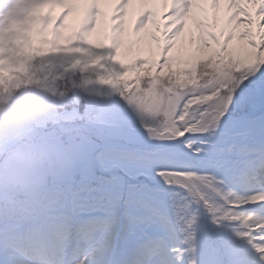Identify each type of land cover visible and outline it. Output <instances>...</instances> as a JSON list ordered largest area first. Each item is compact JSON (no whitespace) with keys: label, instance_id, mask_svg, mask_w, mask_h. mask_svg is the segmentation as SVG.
Here are the masks:
<instances>
[{"label":"snow or ice","instance_id":"obj_1","mask_svg":"<svg viewBox=\"0 0 264 264\" xmlns=\"http://www.w3.org/2000/svg\"><path fill=\"white\" fill-rule=\"evenodd\" d=\"M106 2L109 0H24L20 19L0 22V86L11 85L38 60L89 57L86 65L81 67L77 60L72 67L107 73L97 83L108 85L149 117L155 125L149 128L150 134L175 142L174 149L184 164L197 169L163 170L158 175L170 185L173 181L203 185L202 200L208 210L216 214L223 209L225 218L242 223L243 230L234 231L264 261V215L249 211L264 208V0H225L231 12L227 35L223 42L208 36L218 51L182 65L170 55L171 41L181 34L196 0H171L173 12L166 17L160 60L141 59L133 64L118 60L124 18L132 0H111L116 5L112 23L101 36L100 5ZM220 2L211 0L213 6ZM241 5L256 10L250 12ZM76 6H82L83 16L72 28L68 19ZM152 22L153 14L148 12L137 24V33ZM234 40L246 46L243 56L230 50ZM142 73L148 78L141 80ZM133 74L135 87L129 89L128 77ZM193 98L197 107L190 110Z\"/></svg>","mask_w":264,"mask_h":264},{"label":"clouds","instance_id":"obj_2","mask_svg":"<svg viewBox=\"0 0 264 264\" xmlns=\"http://www.w3.org/2000/svg\"><path fill=\"white\" fill-rule=\"evenodd\" d=\"M24 8V0H0V22L20 19ZM77 60L82 67L89 57L38 60L0 86V264H140L135 251L120 247L110 222L91 215L90 191L76 179L87 126L98 121L76 118L74 98H91L107 74L74 69ZM165 183L189 195L206 191ZM185 216L195 222L194 212Z\"/></svg>","mask_w":264,"mask_h":264},{"label":"rangeland","instance_id":"obj_3","mask_svg":"<svg viewBox=\"0 0 264 264\" xmlns=\"http://www.w3.org/2000/svg\"><path fill=\"white\" fill-rule=\"evenodd\" d=\"M202 1L205 9L202 10L198 0H196L181 34L171 41L170 55L174 61L179 62L181 65L183 62L192 61L213 51H218L217 46L208 39L209 34L217 36L222 42L224 36L227 35L228 19L231 15L229 4L225 0H221L219 4L213 6L211 0ZM115 7L116 5L112 2L100 5L102 21L99 33L101 36L107 33L109 25L112 23ZM242 7L249 10L246 5H242ZM252 9L256 10L254 7ZM249 11L251 12V10ZM59 12L60 9L57 8V13ZM148 12L153 14V22L137 33V24ZM172 12L171 0H148V2L132 0L124 18L125 36L118 53V60L124 64H133L141 59L158 62L165 43L164 30L165 25L168 24L166 17L171 15ZM82 16V6H76L71 16H69V25L72 28L77 27ZM59 22L58 20L57 23ZM241 30L237 29V32ZM153 37H156L160 43L158 44ZM230 50L243 56L246 52V46L240 41L234 40L230 45ZM116 67L119 68L120 64L117 63ZM147 78V74H141V80ZM128 80L130 81L129 89H134L135 74L130 75ZM89 95L91 97L89 99L74 98L75 112L72 114L76 118L85 121H98L87 126L86 139L80 148V152H83L80 155L84 156L82 158L79 156V170L76 179L81 178L79 180L84 181L93 194H104L112 201V204L116 203L115 210L119 213L116 212L117 215L114 214L113 219L119 215L120 218L118 219H121V215H127V222H123L125 230L123 234L120 233L121 228H123L120 227V222L115 223V220H110V226L115 229L117 236H120V247L135 251L139 255L140 264H264V261L259 260L258 254L247 241L240 238L234 231V225H232L234 222L231 217L221 221V213L213 214L209 211L202 200L205 193L200 192L197 195V191L189 195L186 189L182 190L166 184L158 175L163 170H157L154 174L128 170L127 172L130 175L128 174L126 178L123 176L124 170L122 168L112 166L111 170L117 173L116 177L126 178L125 182L119 186L114 184L110 187L100 186V183L91 178L92 168L86 156L91 152L97 155L102 149L106 148L121 150L119 153L121 158H125V151H142L147 162L158 159L161 155L165 159L171 160L172 165L178 164V166H181L182 171H195L197 169L184 164L182 158L174 149L175 142L154 138V134L149 132V128L155 126L154 122L130 106L118 92L108 88V85L98 86V90L89 93ZM195 99L193 98L194 102L189 105L190 110L197 107ZM91 100L95 104L93 107L88 105ZM102 166L105 171V165L102 164ZM136 183L138 185L144 184L145 187H141L137 191L129 189L126 192L122 190L126 188L125 184L132 186ZM154 187L164 190V193L160 196L162 202L160 201L159 204L168 208L172 221L169 218L166 220L160 217H150L146 224L148 225L147 230L143 231L146 220L143 224L136 222L137 224L130 225L131 222L135 221L131 216L132 214L124 212V208L127 206L132 209L134 201L136 204V199L139 203L138 206L142 207L152 202L154 198L149 191H152ZM145 188H148L149 191L144 190ZM126 194L129 196L128 203H125V200L123 202L119 201L120 195ZM189 198L194 201H188ZM185 200L188 201V204L186 207H182L181 204ZM145 208L147 209V207ZM185 211L195 213L196 219L191 226H189V221L192 217H186ZM249 211L264 215V208L249 209ZM138 213L140 212L134 214ZM126 231L130 234H126ZM153 231L163 236V238L165 237L166 240L157 239L155 241V239H152V245L149 244L148 247L137 249L139 241L148 238L149 233ZM189 236L193 238L189 240ZM132 237H136L138 240L130 243ZM193 248L195 251H192Z\"/></svg>","mask_w":264,"mask_h":264},{"label":"trees","instance_id":"obj_4","mask_svg":"<svg viewBox=\"0 0 264 264\" xmlns=\"http://www.w3.org/2000/svg\"><path fill=\"white\" fill-rule=\"evenodd\" d=\"M88 105H90L91 107L95 106L94 101L91 100L88 103ZM84 110H86V109H84ZM91 110H94V109H91ZM257 147H259V146H257ZM120 151L121 150H116L115 148H106V149H102L97 155L94 154L93 152H91L90 154H88V156H86V158H88V162L92 168L91 169V174H92L91 178H93L96 182L100 183V186L110 187L113 184L117 185V186L122 185V183L125 182L124 180L128 177V174H129L127 172L128 170H130L131 172H134V170L145 171L148 174H154L157 172V170H169V171H182L183 170V168L181 166H178V164L172 165L171 160L169 161L168 159H165V157H163L161 155H159L158 159L147 162V161H145V158L143 157L144 152H142V151H132V152L125 151V153H124L125 158L120 157V155H119ZM122 152H124V151H122ZM80 153H83V152L81 151ZM80 153H79V156L82 158L84 155L81 156ZM102 164H104L106 167L105 171H104ZM112 166L122 168L124 170L123 176H125L126 178L116 177L117 173L111 170ZM79 179H81V178H78L77 180L81 181L85 185L84 181L79 180ZM125 187L126 188H123L122 190H125L126 192H128L129 189L137 191L141 187L142 188L145 187V185L144 184L138 185L136 183V184L130 186V185L125 184ZM144 190L149 191L148 188H145ZM149 192H150V194H152V197L154 198V200L152 202L147 203V205H144L142 207V206H138L139 203L136 199V204L134 201L132 209L128 208L127 206H126V208H124V212L132 214L131 216H132L133 220L135 221V222H131L130 225H132L134 223L137 224L136 222H140L143 224V222L146 220L145 229H143V231L147 230L148 225H146V224L148 223L147 220H149L150 217H160V218L166 219V220H167V218H169L172 221L171 214L167 210L168 208L167 207L165 208L159 204V202L161 201L160 196L164 193V190L158 189L157 187H154V188H152V191H149ZM90 199H91V205H92L91 215L99 218L100 220H107L110 222V220L113 219L112 216L114 214L117 215V213H119L115 210L116 206H117L116 203L114 202V204H112V201L107 196H105L104 194H93L92 192H90ZM118 199L121 202H123V200H125V203H128L129 196L127 194L122 195V196L120 195V197ZM155 200L158 201L157 204H156L157 201H155ZM188 201H194V200L189 198ZM153 202H155V203H153ZM137 206H138V208H137ZM145 207H147V209ZM138 211L140 213L134 214L135 212H138ZM118 218H120V215L117 218L115 217V219H113V220H115L114 221L115 223L120 222V227H123V228H121L122 231H120V232H121V234H123L125 232L124 223L127 222V215H121V219H118ZM159 238L161 240H163V239L166 240L165 237L163 238V236H161L160 234H156L153 231V232L149 233V241L147 239H144L143 242L146 244H150L151 239H155V241H157V239H159ZM123 240H122V242H123ZM135 240H136V237H132L130 239V243L134 242Z\"/></svg>","mask_w":264,"mask_h":264},{"label":"bare ground","instance_id":"obj_5","mask_svg":"<svg viewBox=\"0 0 264 264\" xmlns=\"http://www.w3.org/2000/svg\"><path fill=\"white\" fill-rule=\"evenodd\" d=\"M109 2H111V0H109ZM108 2V3H109ZM198 3H199V6H200V8L203 10V8L205 9V5H204V3H203V1L202 0H198ZM242 6V5H241ZM248 8H249V10H251V12L252 11H254V9H252L253 8V6L252 5H246ZM201 14H203V13H201Z\"/></svg>","mask_w":264,"mask_h":264}]
</instances>
